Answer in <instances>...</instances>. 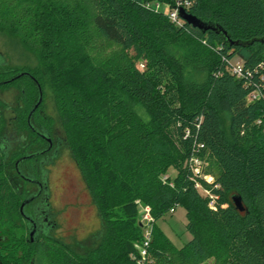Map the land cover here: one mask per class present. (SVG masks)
Wrapping results in <instances>:
<instances>
[{
	"label": "trees",
	"instance_id": "trees-1",
	"mask_svg": "<svg viewBox=\"0 0 264 264\" xmlns=\"http://www.w3.org/2000/svg\"><path fill=\"white\" fill-rule=\"evenodd\" d=\"M176 1L0 0V34L37 60L11 69L0 55V81L27 70L50 92L101 220L85 253L58 245L47 264H138V205L153 218L147 264H264V0H181L206 32L169 19ZM98 41L116 54L101 59ZM196 155L215 210L191 181ZM177 206L191 236L180 248L156 224Z\"/></svg>",
	"mask_w": 264,
	"mask_h": 264
},
{
	"label": "flooded vegetation",
	"instance_id": "flooded-vegetation-1",
	"mask_svg": "<svg viewBox=\"0 0 264 264\" xmlns=\"http://www.w3.org/2000/svg\"><path fill=\"white\" fill-rule=\"evenodd\" d=\"M6 62L11 69H26L11 65L7 58ZM20 75L27 79L10 80ZM47 97V90L42 92L27 70L0 81V264H47L48 250L53 252L58 245L85 253L101 229L98 215V229L84 238L62 234L67 224L80 219L78 214L73 218V210L84 209L81 203L74 204L58 193L57 164L63 154L73 161L86 183L55 107L54 113L46 109Z\"/></svg>",
	"mask_w": 264,
	"mask_h": 264
},
{
	"label": "rangeland",
	"instance_id": "rangeland-1",
	"mask_svg": "<svg viewBox=\"0 0 264 264\" xmlns=\"http://www.w3.org/2000/svg\"><path fill=\"white\" fill-rule=\"evenodd\" d=\"M164 8H167V6ZM95 50H100V58L106 59L114 56L118 49L112 44L98 41L93 51ZM95 52H91V54L95 55ZM0 55L4 58L6 57L10 61L11 65L34 68L37 64L36 57L33 53L25 50L16 39H12L5 34H0ZM138 68L141 71L144 70L140 64H138ZM47 96L46 109L54 113V102L48 91ZM201 172L206 176H212L214 178V175L208 169L207 162L202 165ZM175 174L176 172L173 169H170L167 172L168 178H173ZM56 175L58 193H62V196H64L65 199L72 201L74 204L81 203L82 207L84 208L81 211H75V207H73V218H76L78 214V219L80 218L78 220L79 224L76 225L75 223L78 221L73 220L71 224H67L64 227L62 234L66 236L70 233H73L76 235L77 239L84 238L87 234H90L91 232H94L96 229H98L99 226L98 213L94 201L91 200L89 196L90 194L88 192L89 190H87L86 185L81 181V175L78 169L74 166L73 161H70L65 154H63L62 158L58 161ZM205 184L206 185L203 184V187L210 189L206 182ZM143 207L144 206L138 205L140 216L139 224L144 227L146 221L143 219ZM186 221V211L182 207L177 206L173 210V213L169 212L165 214L156 222V224L159 229L169 238V240L176 247L180 248L191 238L185 227ZM72 227H78V230H71ZM202 264H214V262L213 260H208Z\"/></svg>",
	"mask_w": 264,
	"mask_h": 264
},
{
	"label": "built area",
	"instance_id": "built-area-1",
	"mask_svg": "<svg viewBox=\"0 0 264 264\" xmlns=\"http://www.w3.org/2000/svg\"><path fill=\"white\" fill-rule=\"evenodd\" d=\"M188 6H189V3H186V2L182 3L181 0H177L174 9H170L168 6L167 8H162V9L169 16V19L173 23L179 26L181 25V20L179 19V11L181 9L187 8ZM155 9L159 10L161 9V7L158 4H156ZM140 66L143 67L142 65ZM242 69H243L242 64L239 61L237 62L232 61L229 71L231 74L235 75L237 78H241L243 75ZM257 98H258V95L256 93H251L248 96L247 100L248 102H252L256 100ZM199 148H202V146L199 145ZM186 163L191 172V181L193 182L195 189L203 197L209 198V204H208L209 208L215 210V199H217V197H215L211 193V188L206 189L205 187H203L202 185L203 183L201 181L202 180L205 181L208 185L213 186L214 188H218V186L213 185L214 180L211 176H206L202 174L201 168H202V165L204 164L203 159H201L200 157L196 155V156L190 157ZM166 179H167V176H164L162 178L163 181H165ZM142 210H143V219L146 221V223L144 225L143 240L141 244L137 246V252H138L137 262L138 264H147L150 262L148 247L151 242V231H152L153 218L150 215V209L148 206H144ZM170 213H173V209L170 210Z\"/></svg>",
	"mask_w": 264,
	"mask_h": 264
},
{
	"label": "water",
	"instance_id": "water-1",
	"mask_svg": "<svg viewBox=\"0 0 264 264\" xmlns=\"http://www.w3.org/2000/svg\"><path fill=\"white\" fill-rule=\"evenodd\" d=\"M179 16L181 19H183L187 24L191 25L192 27L194 28H198L200 30H202L203 32H206L208 30H212V31H215L216 28L210 24V23H205V22H202L200 21L199 19L193 17L192 15L186 13L184 10H180L179 11ZM217 32H220L219 30ZM223 35H225L224 32H222ZM227 39V37H226ZM234 206L239 210V211H243V208L241 206V203H240V199L239 198H233L232 200ZM141 226V224H139Z\"/></svg>",
	"mask_w": 264,
	"mask_h": 264
}]
</instances>
